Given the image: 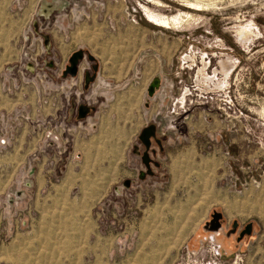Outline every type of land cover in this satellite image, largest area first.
Masks as SVG:
<instances>
[{
    "label": "rangeland",
    "instance_id": "obj_1",
    "mask_svg": "<svg viewBox=\"0 0 264 264\" xmlns=\"http://www.w3.org/2000/svg\"><path fill=\"white\" fill-rule=\"evenodd\" d=\"M6 98L0 264H264V0H0Z\"/></svg>",
    "mask_w": 264,
    "mask_h": 264
},
{
    "label": "crops",
    "instance_id": "obj_2",
    "mask_svg": "<svg viewBox=\"0 0 264 264\" xmlns=\"http://www.w3.org/2000/svg\"><path fill=\"white\" fill-rule=\"evenodd\" d=\"M123 98H125V95L124 94H123ZM119 102H120V99H119ZM118 105H119V108H120V104H118ZM123 106H124V104H123ZM2 111H9V100L7 98L0 100V112H2ZM156 134H157V129L154 128L152 130V132L150 133L149 138L147 140H144V141H142V140L141 141L140 140H138V141L133 140V142H134V144H133V146H134V154L135 155H140L139 157H141L142 161H146L147 159L148 160H151V157H147V151H148V149L150 150L149 147H151L150 145H152V143H155L158 146L160 145L161 140L159 138H157ZM0 160L4 161L5 164H6L5 168L6 169H9V152H7L6 154H4L3 157H0ZM154 164L157 165L156 162H154ZM37 180L39 182V185L43 181V180L41 181V179H39V177H38ZM60 191H62V190L60 189ZM214 217H216L214 219H219V216L217 217L216 216V213H214ZM223 229L225 230V228H223ZM223 229H220L215 235L216 236H219L218 238H221L220 239V243H221V241L223 242L225 240H228V244L229 245H228V247H226V245H224V249L225 250L226 249L229 250L228 248L231 245V240L228 237L229 236L228 233H225V238L226 239H223V237L220 236V234H222V232H223ZM213 237L216 239L215 236H213ZM227 250L224 251V253L225 252H228Z\"/></svg>",
    "mask_w": 264,
    "mask_h": 264
},
{
    "label": "water",
    "instance_id": "obj_3",
    "mask_svg": "<svg viewBox=\"0 0 264 264\" xmlns=\"http://www.w3.org/2000/svg\"><path fill=\"white\" fill-rule=\"evenodd\" d=\"M81 57L80 53H74L71 58L69 59V66L67 67V72L70 74V75H74L75 74V71H76V63H77V60ZM147 137V131L145 130L144 131V134H143V139H146ZM217 216V215H216ZM214 217V216H213ZM218 217V216H217ZM216 218V217H214ZM217 220V219H215ZM213 229H216L217 228V224L214 225L212 227ZM251 231V223H247L244 227V229L241 231V233L239 234L240 237L243 236V234H249Z\"/></svg>",
    "mask_w": 264,
    "mask_h": 264
},
{
    "label": "bare ground",
    "instance_id": "obj_4",
    "mask_svg": "<svg viewBox=\"0 0 264 264\" xmlns=\"http://www.w3.org/2000/svg\"><path fill=\"white\" fill-rule=\"evenodd\" d=\"M149 17H150V16H149ZM153 17H154V16H153ZM160 19H162V18H160ZM149 20H150V21H154V23H155L157 19L151 17ZM167 20H168V19H164V18H163L160 22H162V23H167ZM157 21H158V20H157ZM174 21H175V19H174ZM158 22H159V21H158ZM162 23H161V24H162Z\"/></svg>",
    "mask_w": 264,
    "mask_h": 264
},
{
    "label": "built area",
    "instance_id": "obj_5",
    "mask_svg": "<svg viewBox=\"0 0 264 264\" xmlns=\"http://www.w3.org/2000/svg\"><path fill=\"white\" fill-rule=\"evenodd\" d=\"M211 251L215 252L217 249L215 247L211 248Z\"/></svg>",
    "mask_w": 264,
    "mask_h": 264
},
{
    "label": "flooded vegetation",
    "instance_id": "obj_6",
    "mask_svg": "<svg viewBox=\"0 0 264 264\" xmlns=\"http://www.w3.org/2000/svg\"><path fill=\"white\" fill-rule=\"evenodd\" d=\"M220 241V240H219Z\"/></svg>",
    "mask_w": 264,
    "mask_h": 264
}]
</instances>
